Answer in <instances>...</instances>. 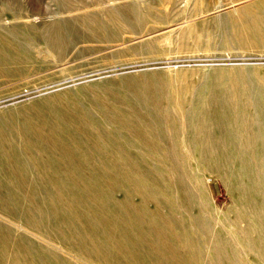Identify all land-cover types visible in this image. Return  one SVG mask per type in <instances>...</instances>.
Wrapping results in <instances>:
<instances>
[{"label": "rangeland", "instance_id": "374dc122", "mask_svg": "<svg viewBox=\"0 0 264 264\" xmlns=\"http://www.w3.org/2000/svg\"><path fill=\"white\" fill-rule=\"evenodd\" d=\"M230 82L242 83L238 94L252 100H237L236 108L254 118L248 129L259 141L243 142L221 120L230 110L224 90ZM261 84L264 0H0V145L12 154L0 164V264H10L22 237L70 257L57 240L46 244L36 238L42 232L16 226L48 203L43 189H30L37 176L17 181L22 176L11 173L19 157L32 160L24 120L40 112L88 122L98 140L81 153L109 159L82 160L91 169L99 167L93 162L117 163L124 180L112 200L131 216L144 212L155 235L165 237L136 242L146 258L264 264L257 251L264 249V223L260 237L243 233L252 222L247 204L264 206L262 191L253 188L257 179L264 183ZM187 114L212 121L214 129L192 130L183 122ZM241 148L258 149L253 169ZM117 152L128 158H113ZM163 246L176 253L160 254Z\"/></svg>", "mask_w": 264, "mask_h": 264}, {"label": "bare ground", "instance_id": "6f19581e", "mask_svg": "<svg viewBox=\"0 0 264 264\" xmlns=\"http://www.w3.org/2000/svg\"><path fill=\"white\" fill-rule=\"evenodd\" d=\"M240 84L242 83H224V90L230 92L225 96L230 110L221 117V120L235 126L234 134L241 135L243 142H256L259 141L258 138L248 129L249 125L256 124V121L252 117H250L251 121L245 119L236 108L237 100L241 105L251 100L246 95L238 94ZM261 85L264 86V84ZM32 115L30 120L27 118L24 120L23 130L24 140H28L27 146H30L29 149L32 151V160L27 161L23 157L22 159L19 157L16 162L19 169H15L11 173L22 176V178H16L17 181H22L29 173L37 176L36 180L41 184L36 183L30 189L38 191L39 188L43 189L42 191L48 193L46 196L48 203L34 215H21L22 217L17 223L19 226H16L36 233L42 232V236L44 235L50 240L44 239L39 234L40 237L36 234V238L43 240L46 244H51V239L57 240L60 243L59 248L64 249L65 256L69 255L70 257H59L57 252L49 249L40 250L31 244L28 238L22 237L19 240L23 243V248L13 252L10 264H80L82 261V264H156L154 259L146 258L142 250L135 244L141 240L165 239L163 233L159 232L155 235L156 225L144 212L133 211V216H131L128 211H124L121 203L112 200L114 190L124 180L118 164L109 162L108 165H105L104 161L93 162L92 165H99V167L91 169L87 162L82 160L87 157L109 159L107 153L95 152L94 155L81 153L87 148L86 144H96L98 140V136L89 131L88 122L73 116L68 117L65 113L64 115L52 113L45 118L41 112L36 116L35 113ZM183 122L197 132L210 133L214 129L212 121L201 124L197 116L193 114L184 115ZM209 140V138H203V143ZM3 141L2 139V144ZM3 147L4 145H0V164L5 158L12 157V154ZM208 147L211 151L213 150L212 146ZM98 148V145L91 146V149L98 150ZM199 148L207 150L203 145ZM248 149H252L253 153L247 154ZM240 150H243L240 155L246 159L245 162L250 164L249 167L253 169L252 165H258L260 159L254 152L258 150L257 148H241ZM40 153L44 158L40 157ZM213 155V152L210 153V156ZM118 156L120 158L127 157L121 152L112 155L113 158ZM255 181L254 190L262 191L264 195V183L258 179ZM240 187L244 186L240 184ZM247 209L252 222L245 226L243 233L247 236L255 234L260 237L263 232L264 206L257 207L251 200L247 204ZM250 239L252 240V238ZM252 243L251 241L247 242V246H251ZM159 250L160 254L166 257L176 253L171 251L168 246H163ZM257 251L264 256L263 248H259ZM70 252L74 254V258ZM77 256H81V258Z\"/></svg>", "mask_w": 264, "mask_h": 264}]
</instances>
